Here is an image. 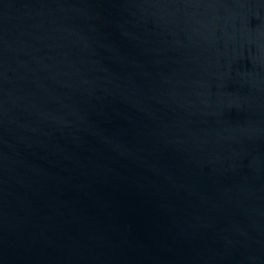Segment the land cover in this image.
Wrapping results in <instances>:
<instances>
[{"label":"water","instance_id":"water-1","mask_svg":"<svg viewBox=\"0 0 264 264\" xmlns=\"http://www.w3.org/2000/svg\"><path fill=\"white\" fill-rule=\"evenodd\" d=\"M0 264H264V0H0Z\"/></svg>","mask_w":264,"mask_h":264}]
</instances>
